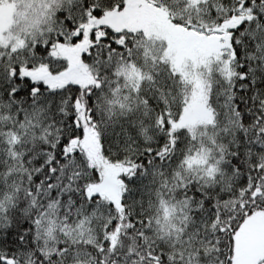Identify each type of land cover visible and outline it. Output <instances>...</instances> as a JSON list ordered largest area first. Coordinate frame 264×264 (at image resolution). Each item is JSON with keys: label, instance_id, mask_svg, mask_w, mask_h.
<instances>
[{"label": "snow or ice", "instance_id": "6c2138e0", "mask_svg": "<svg viewBox=\"0 0 264 264\" xmlns=\"http://www.w3.org/2000/svg\"><path fill=\"white\" fill-rule=\"evenodd\" d=\"M0 264H264V0H0Z\"/></svg>", "mask_w": 264, "mask_h": 264}]
</instances>
